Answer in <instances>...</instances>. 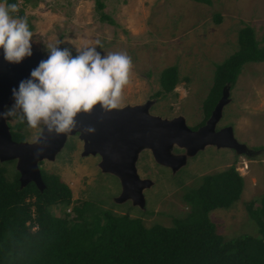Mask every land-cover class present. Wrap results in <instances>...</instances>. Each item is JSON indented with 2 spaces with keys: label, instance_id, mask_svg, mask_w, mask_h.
<instances>
[{
  "label": "rangeland",
  "instance_id": "rangeland-1",
  "mask_svg": "<svg viewBox=\"0 0 264 264\" xmlns=\"http://www.w3.org/2000/svg\"><path fill=\"white\" fill-rule=\"evenodd\" d=\"M101 11L115 25L98 19L95 0H17L30 26L31 50L42 55L59 45L73 56L84 43L101 55L125 52L131 57L129 83L123 89L121 107L149 102L147 113L161 119L181 116L187 125L200 120L202 101L212 82L214 64L237 50L236 36L243 26L254 31L264 47V0H101ZM0 3H3L0 0ZM97 41L99 44L97 45ZM175 65L177 83L171 92H161L160 71ZM226 102L215 127L230 126L243 150L206 144L190 153L171 145L168 153L181 159L174 168L154 161L141 148L134 165L140 178L151 184L142 189L143 203L130 198L118 202V178L98 167L96 155H81L77 135H66L52 160H40L38 169L55 174L70 189L71 203L87 200L98 208L139 217L146 227L170 226L191 210L190 191L203 176L231 164L243 178L241 193L228 208L208 212L215 232L228 239L241 234L257 235V224L249 216L248 204L258 207L264 195V61L242 65L233 85L223 88ZM159 91L158 94H155ZM222 93V92H221ZM221 96V95H220ZM14 99L6 109L14 105ZM10 118V122L17 121ZM25 140L33 141L41 128L24 124ZM12 166V162H7ZM55 215H60L55 209ZM33 229V228H32Z\"/></svg>",
  "mask_w": 264,
  "mask_h": 264
},
{
  "label": "trees",
  "instance_id": "trees-1",
  "mask_svg": "<svg viewBox=\"0 0 264 264\" xmlns=\"http://www.w3.org/2000/svg\"><path fill=\"white\" fill-rule=\"evenodd\" d=\"M192 1L210 4V0ZM7 3L16 4L14 15L24 17L17 0ZM94 3L98 19L115 25L101 11L102 1ZM236 41L237 50L214 64L202 101L205 117L222 88L233 85L243 64L264 61V47L258 45L251 27H241ZM176 70L172 65L160 71V93L173 90ZM40 173L42 190L33 182L20 187L16 178L7 181L0 169V264H264V195L258 207L248 204L249 216L257 224L255 236L223 239L208 217L210 210L228 208L241 193L243 178L232 164L203 176L188 195L190 212L174 218L170 226L146 227L139 217L101 209L87 200L72 204L69 187L57 175ZM55 209L61 214L55 215Z\"/></svg>",
  "mask_w": 264,
  "mask_h": 264
},
{
  "label": "water",
  "instance_id": "water-1",
  "mask_svg": "<svg viewBox=\"0 0 264 264\" xmlns=\"http://www.w3.org/2000/svg\"><path fill=\"white\" fill-rule=\"evenodd\" d=\"M59 47V45H57ZM31 50V56L24 57L19 63L4 59L0 48V114L4 104L13 98V90H18L21 81L30 79V73L42 60L48 58ZM226 102V93L222 89L221 96L214 105L210 116L202 126L191 130L181 116L161 119L149 115V102L142 105L123 106L113 110H104L99 105L88 113L77 116L76 127L68 133H48L41 130L30 142L13 141L7 131L4 118L0 117V161L17 159L19 186L28 182L42 190L44 187L37 166L40 160H52L64 142L66 135H77L81 141V155H98V167L103 172L114 174L120 184L117 201L130 198L135 204L143 203L142 189L151 184L149 179L140 178L134 161L141 148L147 149L155 162L174 169L181 161L168 153L171 145L185 148L192 153L206 144L216 147H228L243 150V145L233 137L230 126L214 130L220 117V111ZM91 129L92 131H88Z\"/></svg>",
  "mask_w": 264,
  "mask_h": 264
},
{
  "label": "clouds",
  "instance_id": "clouds-1",
  "mask_svg": "<svg viewBox=\"0 0 264 264\" xmlns=\"http://www.w3.org/2000/svg\"><path fill=\"white\" fill-rule=\"evenodd\" d=\"M17 12L16 4L7 0L0 3V48L4 59L12 63L31 56L33 37L27 19L14 15ZM58 44L47 48L48 58L31 71L30 79L20 82L18 90H13L15 103L0 117L62 134L76 127L80 113H88L97 105L104 110L121 106L132 67L127 53L101 55L96 46L84 43L73 56Z\"/></svg>",
  "mask_w": 264,
  "mask_h": 264
},
{
  "label": "flooded vegetation",
  "instance_id": "flooded-vegetation-1",
  "mask_svg": "<svg viewBox=\"0 0 264 264\" xmlns=\"http://www.w3.org/2000/svg\"><path fill=\"white\" fill-rule=\"evenodd\" d=\"M11 103V102H10ZM9 103V104H10ZM9 104H4L3 105V107H2V113H4V109H6V107H7V105H9ZM216 104V103H215ZM214 104V105H215ZM214 105H213V107H214ZM201 107H202V105H201ZM213 107L211 108V110L209 111V114L205 117V114H204V112H203V110H201V116H200V120L198 121V122H196V123H194L193 125H187L191 130H195V129H197L199 126H202L204 123H205V121H206V119L210 116V113H211V111H212V109H213ZM220 115H221V111H220ZM205 117V118H204ZM204 118V119H203ZM218 121V120H217ZM217 121H216V123H217ZM200 122H202L201 124H200ZM4 123H5V125L7 126V131H8V133H9V135H10V138L13 140V141H16V142H18V141H26L25 140V133H24V130H23V128H24V124H25V122H19L18 120L17 121H15V122H10V118H7V119H5L4 118ZM19 123H20V125H19ZM215 123V124H216ZM222 127H224V126H222ZM221 127H215V125H214V130H218V129H220ZM20 135H22L23 136V138L22 139H18V136H20ZM74 135H76V134H74ZM28 142V141H27ZM179 148H181V147H179ZM12 162V166L11 167H9L7 164V162ZM16 162H17V159H15V158H13V159H9V160H3V161H0V169H1V173H2V175H3V177L8 181H11V180H13L14 178H16L17 179V181H18V183H19V171L17 170V168H16ZM40 162V161H39ZM44 172L42 169H39V172ZM40 175H41V173H40Z\"/></svg>",
  "mask_w": 264,
  "mask_h": 264
}]
</instances>
